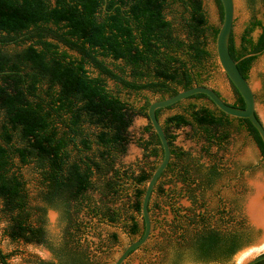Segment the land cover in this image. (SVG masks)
I'll return each instance as SVG.
<instances>
[{
    "label": "trees",
    "instance_id": "16d2710c",
    "mask_svg": "<svg viewBox=\"0 0 264 264\" xmlns=\"http://www.w3.org/2000/svg\"><path fill=\"white\" fill-rule=\"evenodd\" d=\"M246 3L253 9L264 0ZM218 26L209 24L202 0H0V212L6 217L4 233L12 241L41 244L50 251V258L35 264H99L83 239L104 223L118 225L130 236L141 235V200L157 164L138 172L117 164L130 142L128 127L135 116L147 117L152 100L206 85L211 72L220 69ZM256 28L261 32L253 39ZM228 51L247 79L258 56L248 54L264 51V13L249 20L238 45L231 31ZM107 79L117 88L111 89ZM119 87L149 96L143 95L136 106L119 95ZM233 89L237 96L231 105L243 108ZM255 98L264 104V76ZM173 107L179 111L160 121V113ZM155 114L171 158L154 185L149 211L154 194L171 198L173 190L158 182L172 159L177 163L189 155L174 145L175 129L190 126L208 145H220L231 128H244L262 154L250 121L222 112L202 93L157 108ZM144 132L147 138L137 145L159 163L162 148L149 121ZM25 165L35 176V204H30ZM175 165L176 178L200 188L221 176L215 164L196 163L195 178L187 164ZM122 197L129 199L127 206L114 205ZM49 208L57 212L56 236L46 228ZM254 236L252 228L242 225L185 230L181 242H169L166 264H229ZM116 241L117 234L109 232L98 239L97 248ZM10 255L0 247V264H8Z\"/></svg>",
    "mask_w": 264,
    "mask_h": 264
},
{
    "label": "rangeland",
    "instance_id": "374dc122",
    "mask_svg": "<svg viewBox=\"0 0 264 264\" xmlns=\"http://www.w3.org/2000/svg\"><path fill=\"white\" fill-rule=\"evenodd\" d=\"M233 2L234 17L231 31L232 38L238 45L249 20L253 16L262 18L264 5L258 3L253 9H250L246 0H233ZM202 7L209 24L219 25L220 12L217 1L202 0ZM259 32L260 29H254L251 33L252 38H256ZM263 76L264 51L255 58L247 74V80L256 96L260 92ZM107 84L111 89L117 88L114 81L110 79H107ZM206 85L213 88L225 102L229 104L235 102L237 95L221 69L211 72ZM119 89V95L136 106L143 103V95L149 96L147 91L137 94L120 87ZM256 100L255 110L264 123V104L259 99L256 98ZM178 111V107L164 109L160 113V121H163L167 115ZM147 122L146 117H134L128 127L130 142L127 144L125 153L119 157L118 165L131 167L138 172L140 168L148 171L153 165L158 164V160L145 156L142 148L137 145L139 139L147 138V134L144 132ZM173 133L175 134L174 145L189 153L182 161L177 162L178 166L187 164L190 168L191 178L196 177L194 172L196 163L215 164L221 171V176L215 180L213 185L206 188L198 187L196 182L184 183L176 178L178 168H176L175 164L177 163L173 158L170 170L165 172L158 182L164 189L173 190L170 194L171 198L165 200L162 197H155V194L152 196L149 211L151 218L149 239L142 247L132 251L123 264H166L169 242H181L180 233L185 230L194 232L203 225L220 229L242 225L253 229L255 236L251 242L237 251L229 264H243L246 260L263 253L264 230L261 225L264 226V224L256 225L257 222L251 221L246 208L248 200L258 195L256 184L263 187L260 199L264 203V163L261 151L254 139L244 128L237 129L236 127L229 130V137L220 145H208L190 126L177 128ZM22 172L31 197L30 204L38 203V199L33 197L36 193V182L31 167L23 166ZM189 195H194L196 201L193 202ZM95 197H97L96 194ZM128 201L127 197H122L114 205L125 204L127 206ZM201 217L204 220H200ZM138 219L141 226L140 217ZM5 220L6 217L0 212V247L3 251L11 254L8 264H35L36 259L51 257L50 251L41 244L22 240L12 241L4 233ZM46 228L52 236L59 233L57 212L51 208L46 211ZM112 231L117 234V241L110 244L108 248L98 249V239L105 238ZM137 237L138 235H128L118 225L104 223L94 230L90 229L83 239V244L99 264H112L119 252ZM183 264H192V262Z\"/></svg>",
    "mask_w": 264,
    "mask_h": 264
},
{
    "label": "water",
    "instance_id": "95a60500",
    "mask_svg": "<svg viewBox=\"0 0 264 264\" xmlns=\"http://www.w3.org/2000/svg\"><path fill=\"white\" fill-rule=\"evenodd\" d=\"M222 8V19L218 26V32L215 38V53L219 68L225 73L230 83L236 89L240 97L244 102V107H236L225 102L220 95L211 87L207 85H194L190 88L179 90L177 93L164 98L152 100L147 107L146 120L150 122L154 132L157 134L160 145L162 148V158L152 171L151 176L146 182L144 193L141 200V216L143 220V231L140 236L131 240L117 255L112 264H123L129 254L143 245L149 238L151 233V218L148 210V202L151 196L152 190L158 178L167 167L170 158L171 151L167 141L165 132L158 120L155 110L157 108H165L175 102L181 101L190 95L195 93H202L208 97V99L222 112L240 118H246L250 121L253 127L258 132L262 146V158L264 160V123L257 114L255 108L257 100L255 93L250 83L246 78L242 76L239 69L237 68L236 61L230 56L228 51L229 36L232 30L233 17H234V2L233 0H220ZM257 53H250L248 55H258ZM261 151V150H260ZM250 200V199H249ZM248 200V201H249ZM247 208V206H246ZM248 214V211H247ZM249 216V214H248ZM249 219L252 221L251 217ZM256 223V222H255ZM256 225H260L256 223ZM263 230V225H261ZM264 260V252L260 253L248 260L243 264H253ZM192 264H217V263H192Z\"/></svg>",
    "mask_w": 264,
    "mask_h": 264
},
{
    "label": "bare ground",
    "instance_id": "6f19581e",
    "mask_svg": "<svg viewBox=\"0 0 264 264\" xmlns=\"http://www.w3.org/2000/svg\"><path fill=\"white\" fill-rule=\"evenodd\" d=\"M256 192L258 193L257 197L251 198L246 205L247 211L253 221L264 224V203L260 199L263 187L260 184H256Z\"/></svg>",
    "mask_w": 264,
    "mask_h": 264
},
{
    "label": "flooded vegetation",
    "instance_id": "af4514ba",
    "mask_svg": "<svg viewBox=\"0 0 264 264\" xmlns=\"http://www.w3.org/2000/svg\"><path fill=\"white\" fill-rule=\"evenodd\" d=\"M264 13V12H263ZM261 32V31H260ZM260 32L257 34L256 38H253V39H257V37L259 36ZM262 162L264 163V160L262 158ZM219 169V168H218Z\"/></svg>",
    "mask_w": 264,
    "mask_h": 264
}]
</instances>
